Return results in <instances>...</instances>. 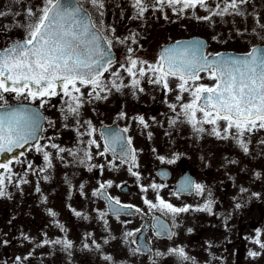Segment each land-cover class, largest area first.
I'll return each mask as SVG.
<instances>
[{
    "label": "flooded vegetation",
    "instance_id": "1",
    "mask_svg": "<svg viewBox=\"0 0 264 264\" xmlns=\"http://www.w3.org/2000/svg\"><path fill=\"white\" fill-rule=\"evenodd\" d=\"M79 2L97 28H103V35L112 42L113 64L102 77L107 88L97 89L90 96L92 88L81 87L82 95L76 94L80 95L77 115L67 112L71 101L63 93L44 97L47 103L42 107L39 98L33 100L25 96L26 99L18 101L36 104L45 116L38 141L43 151L35 150L36 141L21 152L24 155L12 158L10 165L12 180L24 184L22 179L25 178L26 185L37 186L31 189L28 201H46L42 205V223L35 224L43 232L42 236L60 237L58 228L63 218L49 201H68L76 212L81 210L77 204L87 201L91 208L97 211L95 205L107 216L137 219L139 226L131 232L134 235L129 237L128 249L132 250L129 255L139 249L136 251L139 264H264V261H258L260 254L264 259V248L254 243L259 236L258 228L264 227V143H261L264 129L245 132L240 137L248 145L247 153L238 145L234 128L228 139L212 134L213 125L207 123L202 125L203 132H197L183 115L181 106L192 98L188 92L181 94L178 78L169 76L165 89L163 84L151 82L156 76L147 71L148 65L159 62L166 45L194 35L208 41L205 55L212 54L207 51L210 45L207 27L203 24L193 30L189 18L192 9L178 13L177 7L160 11L151 6L142 17L133 19L137 16L133 5L119 6L115 10L105 6L101 17L90 0ZM129 37H134L135 42ZM128 57L138 61L134 71L138 73L140 67L146 70L144 76L135 77L139 80L135 88L132 87L133 77L125 70L130 66ZM139 61L147 63L140 64ZM116 72L119 77L112 75ZM113 80L119 90L112 86ZM213 84L215 81L209 79L207 72H201L200 79L195 81L196 86ZM189 86H192L191 81ZM97 93L99 99H96ZM178 95L182 99L177 100ZM9 103L0 102V106ZM173 104L175 111L169 107ZM141 117L147 127L140 123ZM197 118H202V113L197 112ZM217 123L223 134L225 122ZM114 137L119 139L113 140ZM52 144L64 151L52 148ZM128 151L135 157L134 162L124 156ZM44 152L50 156L51 167L44 160ZM73 152L75 155L71 154ZM17 158L22 163L16 162ZM170 160L174 162L168 163ZM28 164L32 167L28 168ZM188 181L203 185V193L181 192V186ZM50 184L56 185H51L52 192L57 190L54 199L49 198ZM102 184L105 185L103 189L100 188ZM152 184L162 187L154 190ZM38 187L42 191L40 198H37L39 191H35ZM129 193L132 195L127 197ZM104 196L132 207L128 213L110 214ZM160 199L175 207L190 206L189 211L173 215L159 208H149L145 203L148 200L158 205ZM72 201L77 204L71 205ZM208 202H211V213L196 210ZM53 212L55 215L51 214ZM49 216L53 218L52 222L48 221ZM143 229L144 245L139 246L137 234ZM84 230L87 235L92 234L90 229ZM67 235L72 237L70 233ZM172 249H183L189 259L178 261L182 257L176 254L178 260L175 261ZM251 252L257 255H249Z\"/></svg>",
    "mask_w": 264,
    "mask_h": 264
},
{
    "label": "snow or ice",
    "instance_id": "2",
    "mask_svg": "<svg viewBox=\"0 0 264 264\" xmlns=\"http://www.w3.org/2000/svg\"><path fill=\"white\" fill-rule=\"evenodd\" d=\"M90 2L103 17L104 0H90ZM132 3L137 10V16L133 19L142 17L148 10L149 5L146 0H132ZM155 3L159 4L161 8L165 4L173 8L180 5V11L200 6L211 12V15L201 19L211 20L212 16L244 15L240 6L247 4L248 0H223V6L221 7L218 2L216 10H212L208 6V0H155ZM4 15L7 13L0 12V16ZM24 15L26 23L15 25L24 29V38L16 40L10 46L0 50V100H4V93H15L17 97L26 95V98L33 100L39 98L42 107L44 103H47L44 97L63 93L75 104L74 106L70 102L67 112L77 115L80 107V95L76 94L82 95L81 87L90 86L92 88L90 96L97 89L103 91L107 88L102 77L113 64L110 52L111 40L103 35V28H97L90 14L79 4V0H44L41 8L33 11L29 7ZM261 27L264 28V25ZM110 31L114 32L115 30L110 29ZM129 39L135 42L134 37H129ZM128 51L132 50L128 49ZM127 62L130 66L125 70L129 76L133 77L132 87L135 88L139 84V80L135 77L137 75L144 76L146 70L140 67L137 73L134 69L137 68L138 61L128 57ZM139 63L146 64L147 62L139 61ZM147 71L156 76L155 80L151 82L163 84L165 89L168 88L167 78L169 76L178 78L180 81L178 88L181 94L188 92L192 98L189 103L181 106L183 115L197 132H203L205 129L202 125L207 123L213 125L212 134L221 139H228L230 130L234 128L238 145L247 153L248 145L240 137L245 132L264 129V50L259 47H253L246 55L240 57L220 56L209 59L204 55L199 41L183 46L178 45L175 48L165 49L159 57V62L155 65H148ZM201 72H207L209 79L216 83L212 86H196L195 81L200 79ZM112 75L119 77L118 72ZM190 81L192 86H189ZM111 83L119 90L115 80ZM99 98L97 93L96 99ZM180 99L182 96L178 95L177 100ZM169 107L173 111L176 109L174 104ZM197 112L202 113V118H197ZM42 119L43 117L38 112L22 107L12 108L9 106L4 111H0V155L11 153L17 148H23L29 141H37L33 147L37 152L43 151L38 143L40 136L37 135L43 132ZM221 120L225 122L223 134L217 123ZM86 123L90 124V122ZM140 123L145 124L142 117ZM145 127H147L146 124ZM91 131H95V129ZM88 134L91 135V132ZM117 139L119 137L113 138V140ZM90 143H94V141H90ZM51 147L57 148L60 152L64 151L56 144H52ZM71 154L75 155L74 152ZM20 155H24V153H20ZM124 156L135 161L131 151L124 152ZM88 159L91 157L88 156ZM160 159L164 160L163 157ZM44 160L47 162V166L51 167L50 156L47 152H44ZM16 162L22 163L18 158ZM173 162L168 161V163ZM11 163V159L7 162H0V169L4 170L0 172V189L5 185L6 178L11 179ZM27 167L31 168L32 165L28 164ZM129 171H131V167ZM132 174L138 175L135 172ZM108 183L111 184V182ZM104 187L103 184L100 186L101 189ZM151 187L155 190L162 186L152 184ZM143 190L147 191V189ZM180 191H194L197 194H202L204 187L188 181L181 186ZM242 191L244 190L242 189ZM4 195L5 192L0 190V196ZM116 203L119 204V201ZM145 203L149 208H159L173 215L188 212L190 208V206L175 207L163 199L159 200L158 205L148 200H145ZM239 206L237 205V207ZM196 210L211 213V202L205 203ZM51 214L55 215L54 212ZM76 215H80V213H76ZM126 235L132 236L134 233L129 232ZM170 235L171 233H169ZM44 243L47 244L49 241H44ZM51 243H63L65 249L72 247L68 241L56 240ZM254 243L260 244V247L264 248V243H261L259 238L255 239ZM97 247L99 246L97 245ZM171 252L178 254L183 259H189L183 249H172ZM157 255L163 254L157 253ZM249 255L256 256L257 253L251 252ZM105 259H111V257H105Z\"/></svg>",
    "mask_w": 264,
    "mask_h": 264
},
{
    "label": "rangeland",
    "instance_id": "3",
    "mask_svg": "<svg viewBox=\"0 0 264 264\" xmlns=\"http://www.w3.org/2000/svg\"><path fill=\"white\" fill-rule=\"evenodd\" d=\"M104 2L106 7L114 10L119 6L133 5L132 0H104ZM218 2L222 7L223 0H208V6L216 10ZM43 3L44 0H0V12L7 13L0 16V49L24 38V29L15 25L26 23L24 13L27 8L34 10L38 8L37 6H43ZM146 3L149 7L155 5L153 7L160 8V11L169 8L167 4L161 8L155 0H146ZM176 7L178 13L182 12L180 5ZM240 7L244 15L212 16L211 20L201 19L211 15V12L205 8L197 6L191 10L192 14L189 18L193 30L196 31L203 24L207 27L206 35L210 40L208 53H214L217 50L245 51L254 44L264 43V28L261 27L264 25V0H248L247 4ZM3 95L4 100L0 102L15 100L18 102L26 99V95L17 97L15 93ZM22 181L24 184H21L20 180L6 178L5 185L0 189L5 192L4 196H0V264H139L136 251L129 255L132 251L128 249L130 236L126 235L138 229L136 218L129 220L128 217L107 216L95 205L93 206L97 208V211L91 208V203L87 201H80L78 204L77 201L71 202V205L79 206L80 212L72 209L68 201H49L50 205L56 208V213L63 218V222L59 223L60 237L45 238L42 236L43 232L38 229L40 227H36L35 224L42 223L40 219L43 218L41 217L42 205L46 201H28L31 189L37 186L26 185L25 178ZM51 185L49 198L54 199L57 190L52 192L54 189L52 187L56 185L52 187ZM38 188L37 198H40L42 191L40 187ZM59 188L60 186L57 189ZM60 193L64 194L63 189H60ZM131 193L126 196L130 197ZM98 205L100 206L99 203ZM36 218L38 221H33ZM52 219L49 216L48 221L52 222ZM65 223L68 224L67 227ZM85 228L90 229L92 234L87 235ZM32 229L36 232H30ZM258 231H260L258 238L261 243H264V227L258 228ZM68 233L72 237H69ZM56 240L68 241L72 247L65 249L63 243H51ZM44 241L49 243L45 244ZM47 246L52 247L47 250L50 253L45 249ZM58 247L60 249H57ZM18 257L20 259H17ZM105 257H111V259H105ZM258 257L259 262L264 261L261 254ZM181 259L178 260L175 254V261H185Z\"/></svg>",
    "mask_w": 264,
    "mask_h": 264
},
{
    "label": "water",
    "instance_id": "4",
    "mask_svg": "<svg viewBox=\"0 0 264 264\" xmlns=\"http://www.w3.org/2000/svg\"><path fill=\"white\" fill-rule=\"evenodd\" d=\"M80 4V2H79ZM81 5V4H80ZM82 6V5H81ZM83 8V7H82ZM86 12H88L85 8H83ZM22 40V39H20ZM199 41L200 42V45L202 46V51L204 53V48L205 46L207 45V41H204L203 39L200 40V38L198 36H193L189 39H185V40H179L177 42H174V43H170L168 45H166L164 48H163V52L165 49H169V48H175V46H178V45H186L187 44H190V43H194V42H197ZM10 46V45H9ZM8 47V46H7ZM253 47H259L261 48L262 50H264V45H254ZM251 47V49L253 48ZM6 48V47H5ZM5 48H2V49H5ZM1 49V50H2ZM250 49V50H251ZM250 50L246 51V52H237V51H233V50H221V51H218L214 54H212L211 56H206L208 57L209 59H213V58H218L220 56H223V57H240V56H244L246 55ZM110 52H111V55L112 57L114 56L112 50L110 49ZM205 55V53H204ZM12 107V108H17V107H22L24 109H28L30 111H35V112H38L40 114L41 117H43L41 123L43 125V122L45 120V117H44V114L42 112V110L32 104V103H28V102H20V103H14V104H10V105H7V106H0V111H4L5 108L7 107ZM40 133H38L37 135H39ZM36 141H29L28 144H26L23 148H17V149H14L13 152L11 153H4L3 155H0V162H5L6 160H9L10 158L12 157H15L17 156L19 153L23 152L26 150V148L31 145V144H34ZM102 196V195H101ZM105 200H106V204H107V207L109 209V212L111 214H118V213H128V209L130 207H124L123 205L121 204H117L116 201L112 200L109 196H104ZM144 230L139 232L137 234V240H136V243L139 244V246H143L144 243L142 242V240H144Z\"/></svg>",
    "mask_w": 264,
    "mask_h": 264
}]
</instances>
